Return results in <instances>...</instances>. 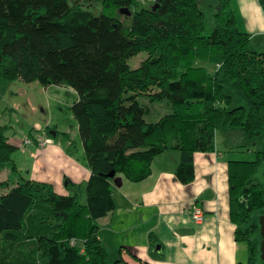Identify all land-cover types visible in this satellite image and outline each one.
Here are the masks:
<instances>
[{"label":"trees","instance_id":"obj_1","mask_svg":"<svg viewBox=\"0 0 264 264\" xmlns=\"http://www.w3.org/2000/svg\"><path fill=\"white\" fill-rule=\"evenodd\" d=\"M89 1L104 11L93 14L78 0H0V81L69 87L90 171L85 204L47 183L21 177L10 188L0 182L7 189L0 195V264H108L96 223L114 208L107 175L140 182L154 157L175 150V178L187 184L194 154L214 152L218 135L236 130L240 142L226 152H249L247 144L235 146L245 141L262 147L250 150L252 160L228 163L234 238L248 252L239 264H264L258 221L264 208V52L251 50L231 0L204 7L198 0H155L133 13L140 0ZM138 54L145 59L131 70ZM138 97L167 101L172 111L146 122ZM16 150L0 125V168L11 164L15 172Z\"/></svg>","mask_w":264,"mask_h":264},{"label":"crops","instance_id":"obj_2","mask_svg":"<svg viewBox=\"0 0 264 264\" xmlns=\"http://www.w3.org/2000/svg\"><path fill=\"white\" fill-rule=\"evenodd\" d=\"M250 1L256 8L260 30L253 34L250 30L253 21L250 20L249 25L244 21L247 28L242 32L249 34L251 39L255 35L264 38L262 7L258 0ZM39 129L38 126L33 128L30 137L42 134L49 143L42 147L33 145L34 151L29 153L35 161L32 168L25 176L17 175L14 180H9L10 176L5 180L0 178V182L8 181L11 188L22 177L46 182L60 195L81 193L90 175L84 151L77 159L73 152L61 149L60 143L51 139L49 133ZM179 156L178 151L168 150L154 157L150 175L140 182L129 181L123 176H116L120 178V186L110 181L114 208L96 221L97 238L107 258L111 255L123 264L245 263L247 245L235 240V224L230 217L228 163L233 154L216 148L212 153H195L194 177L187 184L175 178ZM32 169L34 173L30 175ZM6 192L7 189H0V195ZM194 208L201 209L204 214L200 224L191 219ZM155 244H160L161 254L153 253Z\"/></svg>","mask_w":264,"mask_h":264},{"label":"rangeland","instance_id":"obj_3","mask_svg":"<svg viewBox=\"0 0 264 264\" xmlns=\"http://www.w3.org/2000/svg\"><path fill=\"white\" fill-rule=\"evenodd\" d=\"M198 1L201 2L200 5L204 7L208 5V2L213 0ZM78 2L82 9L88 10L93 14H99V12L104 11V6L100 3H94L89 0H78ZM154 2L155 0H140L130 9V12L133 13L140 8L150 7ZM259 4L260 3H258V5ZM260 6L262 7L260 10L263 11H261V13H264V3L260 4ZM231 8L234 11L237 26L240 31L246 30L245 28H247L244 21H247L249 25L251 20L253 23L251 22L250 30L253 34L259 33L258 14L256 13V8L252 1L231 0ZM116 16L121 20L124 19L119 13H116ZM250 48L254 51L264 52V38L258 35L252 36ZM144 59L145 54L136 55L130 60V69H137ZM206 67L210 73L215 72V67L208 65H206ZM137 100L140 105L147 108L148 114L144 116L146 122H156L162 116L172 111L171 105L167 101L149 104L148 101L140 97H138ZM74 101L75 93L67 86L44 87L38 82L24 83L21 80L13 82L0 81V125L5 127V136L19 146L12 154V161L16 168L15 172L12 170L11 164L7 165L0 168V178L5 180L10 176L8 179L14 180L17 175L21 174L25 176L26 171L32 168L35 161L30 158L29 153L30 151H34L33 145L37 144V137H30L29 132L33 131V128H36V126L40 128L39 131L41 130L45 133L47 131L51 139H55L56 143H60L61 149L71 151L77 159L80 158L83 149L79 140L76 122L71 113V105ZM38 137L43 138L44 135L38 134ZM240 137L242 136L238 130L219 134L216 149L224 151L226 154L228 145L231 142H240ZM27 138L31 139L32 145L30 146L32 147L26 146L23 150L20 149L21 144ZM222 139L225 141L224 143L220 142ZM243 145L249 148V152L244 151V154H233V159L252 160L253 153H251L250 150L255 151L262 149L259 145L253 146L247 143V141H245V143H237L235 146ZM33 170L34 169L30 171V175L34 173ZM37 173L41 172L37 171ZM77 200L80 204H84L86 200L84 188H82L81 193L77 194ZM73 246L82 248L83 242H75ZM114 261L112 256L109 255L107 263L113 264Z\"/></svg>","mask_w":264,"mask_h":264},{"label":"water","instance_id":"obj_4","mask_svg":"<svg viewBox=\"0 0 264 264\" xmlns=\"http://www.w3.org/2000/svg\"><path fill=\"white\" fill-rule=\"evenodd\" d=\"M53 136H54V134H53ZM107 177L112 180V182L114 183L115 186H120V178L114 177L113 171L110 174H108ZM258 221H259V234L261 237L260 248H259L260 258H261V260L264 261V208H263L262 214L260 215ZM153 253L161 254L160 253V244L154 245Z\"/></svg>","mask_w":264,"mask_h":264},{"label":"built area","instance_id":"obj_5","mask_svg":"<svg viewBox=\"0 0 264 264\" xmlns=\"http://www.w3.org/2000/svg\"><path fill=\"white\" fill-rule=\"evenodd\" d=\"M35 137H37V146H44V145H47L49 143V139L48 138H40L38 137V135H35ZM32 145V141L31 139L27 138L23 141V143L21 144V148H25L26 146H30ZM191 219L192 221L195 223V224H200L202 223L203 221V217H204V214L202 212L201 209L199 208H194L193 211L191 212ZM75 240H71L70 241V245L73 246V244H75Z\"/></svg>","mask_w":264,"mask_h":264}]
</instances>
